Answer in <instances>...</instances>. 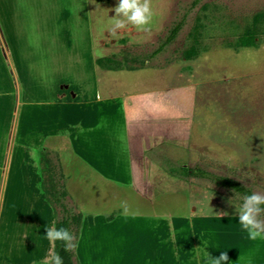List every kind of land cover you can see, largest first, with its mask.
Instances as JSON below:
<instances>
[{
    "label": "crops",
    "instance_id": "crops-1",
    "mask_svg": "<svg viewBox=\"0 0 264 264\" xmlns=\"http://www.w3.org/2000/svg\"><path fill=\"white\" fill-rule=\"evenodd\" d=\"M89 5L0 0V264L51 262L46 228L56 215L40 188V156L54 159L67 140L77 167L67 157L59 165L58 154L54 161L82 214L77 263L208 264L204 251L218 258L242 238L239 218L198 215L172 174L149 159L145 146L158 135L141 143L139 129L149 125L138 119L139 98L158 96L161 85L140 82L160 75L99 65L109 48L92 37Z\"/></svg>",
    "mask_w": 264,
    "mask_h": 264
},
{
    "label": "rangeland",
    "instance_id": "rangeland-1",
    "mask_svg": "<svg viewBox=\"0 0 264 264\" xmlns=\"http://www.w3.org/2000/svg\"><path fill=\"white\" fill-rule=\"evenodd\" d=\"M193 2L151 0L153 18L148 31L129 25L113 32L112 9L119 0H90L92 37L109 48L105 58L112 60L111 66L152 69L160 75L156 81L140 82L142 86L161 85L158 96L139 98L138 119L149 125L139 129L141 143L145 146L151 139L144 137L158 135L155 143L145 146L149 159L172 174L173 186L191 198L188 203L198 215L239 218L235 206L243 196L222 186L215 175L233 178L264 194V0ZM183 19L175 40L155 54L172 26ZM249 30H253L255 44L244 45L241 38ZM192 47L198 54L185 57ZM129 115L130 122H135L134 113L129 111ZM155 123L162 127L151 128ZM54 141L48 146L58 150ZM57 152L58 159L56 153L53 157L59 165L67 157L77 167L68 140ZM182 165L200 167L211 176H186ZM71 203L76 206L75 201ZM234 228L228 225L227 233ZM238 230L242 238L228 250L229 260L222 264H264V238L253 241L247 232ZM216 237L220 242V235Z\"/></svg>",
    "mask_w": 264,
    "mask_h": 264
},
{
    "label": "trees",
    "instance_id": "trees-1",
    "mask_svg": "<svg viewBox=\"0 0 264 264\" xmlns=\"http://www.w3.org/2000/svg\"><path fill=\"white\" fill-rule=\"evenodd\" d=\"M201 0H194L193 4L197 5ZM263 14H259L256 16V21L258 22ZM184 25V19L174 24L170 30L169 35L166 40L162 43V45L155 51V54L161 52L163 48L171 43ZM241 43L244 45L255 44L254 33L253 30H249L242 38ZM197 49L192 47L185 51V57L192 58L197 55ZM111 59L108 58H99L98 64L109 69L118 70L121 69L119 63L115 66H111ZM40 169L42 181L40 184V188L42 192L45 194V198L47 202L53 207V210L56 215V228L64 227L67 228L70 232H72L76 238L79 236L80 227L82 222V214L79 211H76L75 208L69 205L68 202V190L66 189L65 184L62 181V175H60V166L55 163L54 159L50 156V151H41L40 156ZM182 173L186 176H194V177H204L206 175L211 176L210 173H207L200 167H184L180 168ZM60 173V174H59ZM216 179L221 183L222 186L226 188L233 189L238 194L244 196L245 194H251L254 191L243 184L240 181H237L233 178L227 176H219L215 175ZM207 177V176H206ZM112 218V215L109 216ZM54 253H58L59 256L63 260V264H79L75 260L74 251H65L63 242L56 241L54 244ZM48 264H51L48 263Z\"/></svg>",
    "mask_w": 264,
    "mask_h": 264
},
{
    "label": "clouds",
    "instance_id": "clouds-1",
    "mask_svg": "<svg viewBox=\"0 0 264 264\" xmlns=\"http://www.w3.org/2000/svg\"><path fill=\"white\" fill-rule=\"evenodd\" d=\"M112 11L115 12V16L112 17L113 32L126 29L129 25L141 31L149 30L148 26L153 18L151 0H119L118 5ZM235 207L239 216V225L243 231L247 232L248 238L253 241L264 238V218H262L264 217V194L259 192L245 194L242 197V203ZM46 238L53 244L56 241L63 242L67 252L73 251L77 247L76 236L64 227H47ZM203 255L208 264H222L229 260L226 252L215 259L211 258L206 251L203 252ZM50 260L51 264H63L58 253H54Z\"/></svg>",
    "mask_w": 264,
    "mask_h": 264
}]
</instances>
